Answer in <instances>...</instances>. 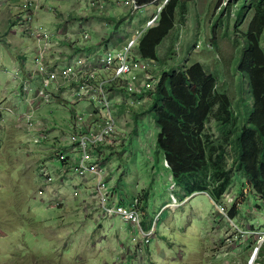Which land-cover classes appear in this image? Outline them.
Instances as JSON below:
<instances>
[{
	"label": "rangeland",
	"instance_id": "1",
	"mask_svg": "<svg viewBox=\"0 0 264 264\" xmlns=\"http://www.w3.org/2000/svg\"><path fill=\"white\" fill-rule=\"evenodd\" d=\"M79 1L46 0L50 2L51 8L60 9L64 13H69L66 7L76 9ZM103 1L107 5L103 15L88 12L85 5L80 3L82 9L89 14L84 18L95 28V39L104 43L109 38L115 39L112 34L115 31L133 35L140 24L146 23L159 12L152 5L133 16L129 9L126 11L125 7L118 5L117 0ZM239 1L230 0L228 3V0H222L223 5L216 9L219 0H215L214 12L208 18V12L212 9V6H205L208 0H196L195 6L189 5L187 21L184 25L178 21L175 29L160 45L159 62L156 64L162 70H172L175 67L171 66L185 50V57L178 60L176 68L183 67L189 59L188 65L200 63L208 73H214L218 78V90L230 95L240 118L246 120L253 112V97L241 77L236 76L245 51V41L237 34V30L241 34H247L254 13L248 10L244 19L239 22ZM21 3V0H0V60L3 64L6 59L9 60V65L6 66H11L10 58L22 57V51H26L30 59L33 58L34 45L30 36L23 34L27 33L25 29L19 27L14 31L17 35L12 33L16 27L15 14L20 11ZM44 4L45 1L42 0L43 10L46 9ZM147 11L150 13L145 16ZM180 13L181 8L178 9L179 20ZM49 15L48 20L58 19L54 10ZM114 16H117L116 22ZM137 17L140 19H135ZM142 18L144 19L140 21ZM43 24L50 25L48 22ZM214 32L218 49L208 45L213 42ZM196 44H201L202 48L196 49ZM0 77L7 79V76ZM81 107L84 106L74 110L81 111ZM61 108L44 105L40 115L53 125L60 123L62 129L58 130L61 134L56 130L55 136L59 134L69 141L70 108ZM130 110L120 115L119 121L132 135V140L126 147L105 151L113 156L106 160L115 170L110 185L116 186L126 200H133L142 191L143 194L148 192L149 200L144 204L148 205L150 217L155 220L162 207L173 203V196L179 202L182 201V188L177 186L178 191L171 190V181H174L172 171L164 165L163 156L159 158L155 155L159 128L153 118L151 115L141 114L135 118ZM136 119L139 120L138 126ZM207 132L216 140L221 139V132L214 120L207 125ZM18 133L12 120L6 116V123L0 129V264H113L123 257L129 246L128 242L133 241L128 232L129 226L125 224L127 233L122 232L119 218L113 219L114 224H117L115 229L113 222L103 217L96 200H93L92 179L88 181L74 176L70 167L65 168L60 162L48 157V147L33 146L27 140L29 134L21 133L26 136L24 140ZM14 134L18 138H14ZM27 148H31L34 154L27 153ZM61 149L67 151L65 147ZM228 152L229 168L237 174L232 188L222 201V204H229V212L243 193L245 178L233 168V152L231 149ZM42 167H46L54 176L53 184L47 185L40 178L39 170ZM42 190L43 195L40 193ZM58 198H62L65 204L58 205ZM239 210L235 224L244 222L264 231V201L261 198L251 193ZM214 211L216 207L210 197L201 194L189 204H180L175 213L165 211L158 223V236L152 239L142 261L147 264H202L209 253L215 256L213 248L218 238L214 233V223L211 225L214 230L210 228L209 232L208 229L202 230L203 224L199 220L201 217L202 222L208 223ZM118 239L126 242L125 249L118 246ZM237 257L242 264H246L248 252L245 256ZM230 260L231 257L228 258ZM219 262L216 259L213 261L214 264ZM231 262H234L233 259ZM262 263L264 264V258Z\"/></svg>",
	"mask_w": 264,
	"mask_h": 264
},
{
	"label": "built area",
	"instance_id": "2",
	"mask_svg": "<svg viewBox=\"0 0 264 264\" xmlns=\"http://www.w3.org/2000/svg\"><path fill=\"white\" fill-rule=\"evenodd\" d=\"M21 2L12 33L15 34L19 27L25 29L27 33L23 34H28L33 41V58L30 59L27 53L21 59L10 58L11 66L7 67L0 60V74L7 76L6 80L0 77V128L6 123V116L12 117L15 128L31 135V143L41 146L50 140L54 129H62L61 124L53 125L41 117L44 105L63 107L61 109L69 107L71 137L67 141L64 136L57 135L55 141L59 149L52 151L55 154L60 152L56 156L59 160L71 159L73 175L84 180L92 178L94 197L104 217H118L129 226L135 245L133 252L129 249L130 256L135 257L137 264H147L142 257L157 236L160 217L168 208L178 207L179 203L173 197V205L162 209L153 227L146 231L139 198L129 206L112 204L114 195L108 184L109 169L104 149L124 145L129 139L127 130L119 125V111L147 105L162 82L161 68L156 62L142 57L139 45L146 33L158 26L160 14L169 0H163L158 14L132 36L116 32L117 45L100 48L93 42L94 35L86 18L78 19L74 29H70L66 24L76 22V18L73 20L69 13L60 9H48L54 10L62 20L58 26L50 28L41 22L42 0ZM82 3L88 12L96 15L104 14L107 9L103 0H82ZM117 3L129 8L133 16L144 10L137 0H118ZM201 48V44L196 45V49ZM80 106H84L81 111L74 110ZM27 153L33 154V151ZM39 176L47 185L55 182L46 167L40 168ZM171 189L175 190L176 185L173 184ZM40 193L43 195L44 191ZM58 201V205L64 204V200ZM214 206L212 223L218 240L213 248L215 256H211L208 264H214V259L220 261L219 264H242L237 256H245L247 252L246 264H263L264 231L244 222L235 224L236 218L229 216V204ZM229 257L233 263L228 261ZM121 261L126 262L125 259Z\"/></svg>",
	"mask_w": 264,
	"mask_h": 264
},
{
	"label": "trees",
	"instance_id": "3",
	"mask_svg": "<svg viewBox=\"0 0 264 264\" xmlns=\"http://www.w3.org/2000/svg\"><path fill=\"white\" fill-rule=\"evenodd\" d=\"M137 2L141 7L155 5L159 8L163 0ZM189 5L195 6L196 0H169L160 14L158 26L150 29L140 41L139 51L144 59L159 62L158 48L178 21L185 24ZM221 5L222 0H219L216 9ZM239 6V22L248 10L254 13L249 32L241 34L237 30L245 41L238 72L253 97V112L246 120L240 118L230 95L218 90V78L200 63L183 64L174 71L161 69L163 79L153 93L151 103L143 108L129 109L135 118L140 114L151 115L159 128L156 156H164L174 181L185 193L180 196L183 201L197 193H208L216 204H222L237 175L228 164V149H231L233 168L245 178L243 193L229 212L232 219L239 215L240 206L251 193L264 201V0H241ZM179 8L180 20L177 17ZM217 43L214 32L213 42L208 44L215 47ZM212 120L221 132L220 140L207 132V125ZM135 122L138 126L139 120ZM18 134L25 140V135ZM13 137L18 138L17 134ZM56 145L55 140H49L43 147L52 149ZM61 163L64 167H73L69 157ZM142 197L144 204L149 193L145 192Z\"/></svg>",
	"mask_w": 264,
	"mask_h": 264
},
{
	"label": "clouds",
	"instance_id": "4",
	"mask_svg": "<svg viewBox=\"0 0 264 264\" xmlns=\"http://www.w3.org/2000/svg\"><path fill=\"white\" fill-rule=\"evenodd\" d=\"M155 6V5H154ZM144 8H146V7H144ZM159 9V8H158ZM144 14V13H143ZM158 14V12L156 13V15ZM103 15V14H102ZM155 15V14H154ZM147 23V22H146ZM145 23V24H146ZM144 24V25H145ZM116 32H118V31H115L114 33H116ZM136 32V31H135ZM134 32V33H135ZM94 35V34H93ZM114 35V34H113ZM126 35V34H125ZM127 36H132V35H127ZM94 38H95V36H94ZM30 41H31V43L33 44V41L30 39ZM103 46V44H101V45H99L98 47L100 48V47H102ZM104 46H107L106 44L104 45ZM196 47V46H195ZM195 49V48H194ZM23 53L21 54V55H23L22 57H18L19 59H21V58H23L24 56H25V54H26V51H22ZM2 65L4 66V67H7V66H5L3 63H2ZM0 100H1V98H0ZM150 102H151V98H150V101L148 102V104H150ZM147 104V105H148ZM146 106V105H145ZM142 107H144V106H142ZM127 110V108H122V110L121 111H123V110ZM132 109V108H131ZM129 110V109H128ZM121 111H119V115H118V117L120 118V115H122L121 114ZM127 112V111H126ZM10 118V120H12V122L14 121V118H12V117H9ZM58 123V122H57ZM60 124V123H59ZM119 125L122 127V128H124L122 125H121V123H120V121H119ZM1 129V128H0ZM125 130H126V128H124ZM55 131L56 130H58V128H56V129H54ZM18 131V130H17ZM55 131H53L52 133H50V140H52V141H54L55 140V138H56V136H55ZM59 132H60V134H61V131L60 130H58ZM19 133H25V132H20V131H18ZM128 132V131H127ZM28 134V133H27ZM128 134H129V139H128V141H127V143H125L124 145H121V146H118V147H126L127 146V144L132 140V135L128 132ZM57 135H59V134H57ZM30 137H31V135H29V137H28V142L31 144V145H33V146H36V145H34L33 143H31V140H30ZM157 140H158V138H157ZM46 144H44V145H41V146H39V147H43V146H45ZM111 148H117V147H111ZM111 148H105L104 149V155H105V160H107V157L109 156L105 151L107 150V149H111ZM52 149H59V146H55L54 148H52ZM52 149H49V154L51 155V157H50V155H48V157L51 159V160H54V161H57V162H60L61 163V160H59V159H57L56 158V156H58L57 155V153L55 154L54 153V151H52ZM28 150H32L31 148H28L27 149V151ZM33 151V150H32ZM58 153H60L59 151H58ZM33 154H34V151H33ZM54 155V156H53ZM155 155H156V151H155ZM163 158H164V156H163ZM107 162V161H106ZM62 164V163H61ZM164 165L167 167V168H169V165H168V163L166 162V160H165V158H164ZM66 168V167H65ZM108 169H111L112 170V175H110L109 177H108V184H109V186H110V188H111V191H112V193H113V195H114V199H113V201H112V204H116V205H118V206H129V204L134 200V199H136V198H139V200H140V210H141V212H142V214L144 215V217H143V227H144V229L147 231V230H149L151 227H153V225H154V222H155V220H152L151 219V217H150V213H149V209H148V205L147 206H145V204H143L142 202H141V198H142V195H144L142 192H141V194H139V196L138 197H136V198H134L133 200H126L125 198H124V196L121 194V192H120V190L118 189V193H119V195L117 194V192H116V187H114V185H110V182H112V178H113V176H114V172H115V170L110 166V165H108ZM71 170V169H70ZM75 176V175H74ZM92 178H88V179H86V180H91ZM174 180V179H173ZM93 181V180H92ZM93 184H94V181H93ZM176 185V189L175 190H173V191H176L177 190V184L174 182V181H171V186L172 185ZM93 190H94V188H93ZM172 190V189H171ZM119 196L125 201V202H128V201H130L129 202V204H125V202L124 201H121V199L119 198ZM173 197H175L176 198V196H173ZM192 197V196H191ZM189 198V197H188ZM188 198H186L184 201L182 200L181 202H179V200H178V198H176L177 199V201H178V203H179V206H180V204H182L183 202H186V203H188ZM58 199H62V198H58ZM63 200V199H62ZM93 200H96L95 199V197H94V191H93ZM148 200H149V198H148ZM96 202H97V200H96ZM147 202V201H146ZM148 203V202H147ZM64 204H65V201H64ZM63 204V205H64ZM216 203L214 202V205H215ZM97 205H98V208H99V210L102 212V214H103V210L100 208V205H99V203L97 202ZM173 205V203H171V204H168V205H166L165 207H162L161 208V210L162 209H165V208H168V207H170V206H172ZM219 205V204H218ZM179 206L178 207H175V208H168L167 210H171V211H173L174 213L176 212V210H178L179 209ZM144 208H145V210H144ZM161 210L159 211V213L161 212ZM215 212V211H214ZM213 212V213H214ZM230 212V211H229ZM240 214V213H239ZM212 216H213V214H212ZM239 216V215H238ZM237 216V217H238ZM103 217H104V215H103ZM146 217L147 218H149L150 220L149 221H147L146 220ZM236 217V218H237ZM105 218V217H104ZM116 218H118V217H116ZM105 219H107V220H109V221H111V222H113V219H108V218H105ZM115 219V218H114ZM120 219V218H119ZM121 220V219H120ZM121 222L122 223H124L122 220H121ZM210 222H211V224H213L212 223V218H211V220H210ZM124 224H126V223H124ZM113 226H116V224H114V222H113V224H112ZM212 229H213V227H212ZM159 229H158V226H157V233L159 232L158 231ZM121 231L122 232H125L123 229H121ZM128 232H129V229H128ZM129 234H130V232H129ZM130 236H131V234H130ZM158 236V235H157ZM156 236V237H157ZM118 246L119 247H122L123 249H125L126 248V242L125 241H123L122 239H118ZM129 243V246L126 248V254L123 256V257H121V258H118L113 264H128V263H130V264H137V262H136V259H135V257H132V256H130V253H129V249H131L132 250V252L134 251V249H135V245L132 243V242H128ZM148 250H149V248H147L146 250H145V253H147L148 252ZM211 252V251H210ZM124 258H126L125 260H126V262H122L121 260H123ZM211 259V253H209V255H208V257L206 258V260H210ZM206 260L203 262L204 264H205V262H206ZM208 261H207V264H208Z\"/></svg>",
	"mask_w": 264,
	"mask_h": 264
},
{
	"label": "crops",
	"instance_id": "5",
	"mask_svg": "<svg viewBox=\"0 0 264 264\" xmlns=\"http://www.w3.org/2000/svg\"><path fill=\"white\" fill-rule=\"evenodd\" d=\"M45 1V4L44 5H46V9L42 12V14H41V22L42 23H46V22H48L50 25H48L50 28H53V27H55V26H58L61 22H62V20L61 19H52V20H48V17L50 16L49 15V13L51 12V11H49L48 9H52L51 7H50V2H46V0H44ZM76 1H79V0H76ZM118 1V0H117ZM80 2H82V0H80L79 1V3H78V6L76 7V9H72V10H70V9H67V7L65 8L67 11H69V14L73 17V20H75V18H76V22H73V21H71L70 23H67L66 25H67V27L68 28H70V29H74V26L78 23V19H83L84 17H86L87 15H89V14H87V12H85L83 9H82V5H81V3ZM58 5H61L60 3H57ZM215 4H216V2H215V0H213V2H212V0H208V2L207 3H205V6L206 5H209L210 7L212 6V9H211V11L210 12H208V15H207V18L209 17V16H211V14H212V12H214V9H215ZM129 8H127L126 7V11L128 10ZM206 9H207V7H206ZM148 13H150L149 11H147V12H145V16L146 15H149ZM94 15H96L95 13H93ZM86 15V16H85ZM100 16V15H99ZM114 17H116V19H117V16H114ZM144 17V16H143ZM139 17H137V18H135V19H138ZM140 19V18H139ZM138 19V20H139ZM144 18H142L140 21H142ZM87 23H88V25H89V27H90V29L92 30V32L94 33V31H95V28H94V26L92 25V24H90V22L87 20ZM93 24H94V22H93ZM145 23H142V24H140V26H139V28L141 27V26H143ZM46 25V24H45ZM47 26V25H46ZM47 26V27H48ZM138 28V29H139ZM137 29V30H138ZM136 30V31H137ZM112 34H114V33H112ZM113 36V35H112ZM115 40H116V42H115ZM118 39L115 37V39H111L110 40V38H109V41H108V39L106 40L107 42H105V43H107V45L108 46H110V47H115L116 45H117V41ZM93 42L96 44V45H101L102 43H104V42H102L100 39H98V40H96L95 38L93 39ZM105 43L103 44V46L105 45ZM218 47V45L217 46H215L214 48H216V49H218L217 48ZM99 48V47H98ZM221 52V51H220ZM179 57V58H178ZM177 57V62L175 61V63H174V65L173 66H171V67H175L174 69L175 70H177V63H178V60H180V59H184V57H185V50H183V54H181V56H178ZM189 59H187V62L185 63V65L184 66H186L187 64H188V61ZM4 65L6 66V65H9V60H5L4 61ZM174 69H172L173 71H174ZM211 69V68H210ZM210 74H214V73H212V72H210ZM236 76H240L239 74H237ZM114 187H116V186H114ZM178 191V190H177ZM116 192H117V194L119 195V193H118V188L116 187ZM208 195L209 197H210V195L208 194V193H197V194H195V195H193L192 196V199L194 198V197H196L197 195ZM184 196L185 195V193L183 192V193H181V191H180V196ZM119 198L121 199V201H124L120 196H119ZM192 199H190V197L188 198V204L189 203H191V201H192ZM210 199H211V197H210ZM211 201H212V203L214 204V201L211 199ZM125 202V201H124ZM129 202L130 201H128V202H125V204H129ZM213 214V213H212ZM211 218H212V215L209 217V222L208 223H206V221H203L202 222V219H201V217H199V220L201 221V223L203 224V227H202V230L204 229H210V228H212V224H211V222H210V220H211ZM146 220L147 221H149L150 219L149 218H147L146 217ZM121 224H122V227H121V229H123V228H125V233H127V229H126V225L125 224H123L122 222H121V220L119 219L118 220ZM117 228V224H116V226H115V229ZM209 232H210V230H209ZM216 233V232H215ZM214 240V239H213ZM212 240V241H213ZM202 264H204V263H202Z\"/></svg>",
	"mask_w": 264,
	"mask_h": 264
},
{
	"label": "bare ground",
	"instance_id": "6",
	"mask_svg": "<svg viewBox=\"0 0 264 264\" xmlns=\"http://www.w3.org/2000/svg\"><path fill=\"white\" fill-rule=\"evenodd\" d=\"M25 57V56H24Z\"/></svg>",
	"mask_w": 264,
	"mask_h": 264
}]
</instances>
